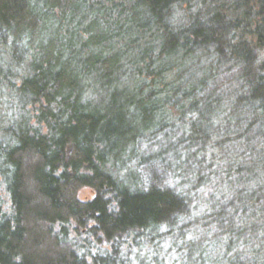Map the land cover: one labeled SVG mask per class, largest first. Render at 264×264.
<instances>
[{
	"label": "trees",
	"instance_id": "trees-1",
	"mask_svg": "<svg viewBox=\"0 0 264 264\" xmlns=\"http://www.w3.org/2000/svg\"><path fill=\"white\" fill-rule=\"evenodd\" d=\"M95 1L0 0V264H164L166 239L187 264H264V159L262 184L226 172L237 205L211 217L210 257L182 244L186 197L137 172L159 138L207 141L221 68L239 67L234 106L264 133V0Z\"/></svg>",
	"mask_w": 264,
	"mask_h": 264
},
{
	"label": "rangeland",
	"instance_id": "rangeland-1",
	"mask_svg": "<svg viewBox=\"0 0 264 264\" xmlns=\"http://www.w3.org/2000/svg\"><path fill=\"white\" fill-rule=\"evenodd\" d=\"M23 56L30 57V52ZM258 57L260 63L264 58V51L258 53ZM239 71L236 65L221 68L213 79L211 89L220 101L219 115H214L215 117L208 121L202 120V126L200 122L196 124L197 130L203 131L200 134L206 136L207 140L200 148L197 146L187 148L185 144L178 143L176 148L171 149L163 147L165 139L159 138L153 149L141 154L143 159L137 166L140 178L138 186L154 184L186 197L190 204V215L179 223L181 226L186 225L183 243L179 241V244L187 246L199 244L207 257L220 254V241L223 240L221 233L214 228L211 217L219 213L228 215L230 207L237 205L236 196L239 188L237 189L235 184L236 178L231 175L228 178L225 176L226 172L240 166L247 169L244 175H253L257 183L262 184L260 181L264 178L259 165L264 159L262 154L264 133L260 131L259 123L249 113L234 106L235 99L244 95ZM15 79L17 83L18 79ZM191 117L192 122L194 117ZM203 125H206L205 128ZM169 138L179 141L180 134L174 133L173 130ZM241 190H244L243 193L247 196L253 191L249 185H244ZM94 197L95 192L89 188L79 189L76 195L79 202H89ZM0 198L2 210L7 212L9 202L1 185ZM70 238L79 237L70 233ZM168 245L169 241L166 239L156 246L157 252L160 250L157 255L159 260L161 258L164 264L170 262L187 264V259L181 257L182 253L174 249L168 250ZM147 260L145 258V261Z\"/></svg>",
	"mask_w": 264,
	"mask_h": 264
}]
</instances>
